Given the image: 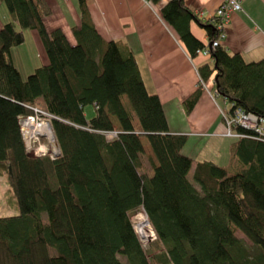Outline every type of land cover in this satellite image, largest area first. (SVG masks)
<instances>
[{"label": "trees", "instance_id": "obj_1", "mask_svg": "<svg viewBox=\"0 0 264 264\" xmlns=\"http://www.w3.org/2000/svg\"><path fill=\"white\" fill-rule=\"evenodd\" d=\"M77 1L82 24L73 28V46L61 29L47 31V0H2L11 21L0 29V181L14 213L0 207V264H124L121 257L129 264H264V137L236 128L245 137L234 147L242 164L234 175L184 155L188 137L170 133L133 54L104 41L87 1ZM162 15L193 59L205 46L192 22L210 40L219 36V21L203 22L184 0H171ZM25 30L38 31L49 58L27 76L13 59ZM211 57L213 66L199 68L201 81L215 75L229 113L264 118V58L247 63L224 45ZM201 91L183 103L187 114ZM40 108L57 118L55 158L26 151L20 119ZM110 133L118 136L109 140ZM140 210L158 252L137 238L131 216ZM151 251L157 254L149 258Z\"/></svg>", "mask_w": 264, "mask_h": 264}, {"label": "crops", "instance_id": "obj_2", "mask_svg": "<svg viewBox=\"0 0 264 264\" xmlns=\"http://www.w3.org/2000/svg\"><path fill=\"white\" fill-rule=\"evenodd\" d=\"M47 1L53 9L52 15L44 20L47 31L61 29L69 43L76 45L73 28L82 24L78 1ZM86 1L97 34L106 42H115L125 53H132L135 57L147 90L161 100L170 133L188 137L182 153L195 162L207 161L226 169L223 167L226 148L231 147L227 153L231 159H236L234 147L237 140L224 137L226 127L219 111H230L231 106L218 94L213 75L204 81L206 88L202 89L194 110L187 114L183 103L199 90V68L206 64L213 66L214 62L212 57L203 55L193 59L175 30L166 23L162 11L171 0L157 3L152 0ZM239 1L243 11L233 14L226 27L227 39L222 45L230 54H241L247 63L256 62L264 58V0ZM184 2L203 22H211L225 0ZM1 7L2 0L0 10ZM6 22L7 19L0 14V29ZM190 28L205 47L210 45L207 31L197 22H192ZM31 31L37 58L41 59V64L47 65L49 58L43 41L37 31ZM13 59L22 72V64L14 52ZM233 161L234 170L240 167L241 171L242 166L237 160ZM193 173L194 170L190 177Z\"/></svg>", "mask_w": 264, "mask_h": 264}, {"label": "built area", "instance_id": "obj_3", "mask_svg": "<svg viewBox=\"0 0 264 264\" xmlns=\"http://www.w3.org/2000/svg\"><path fill=\"white\" fill-rule=\"evenodd\" d=\"M241 11L242 7L237 0H225V2L217 11L216 16L212 19V21L215 19L219 21L217 30L219 36H217L215 39H212L210 45L206 46L202 51H200L199 55L211 58L213 49L221 46L227 39L226 27L228 24H230L233 14L239 13ZM200 86H203L204 89L206 88L203 81H200ZM35 113L36 114L34 116L20 119V127L24 142L28 149L31 150V153L35 152V154L32 153L33 157L39 158L51 155L53 158H55L57 155H59L57 152L60 153L58 148L54 146L53 148L57 152L52 153L49 150V142H43V144H41L43 141V131H40L41 127L45 126L46 124L52 126L50 119H48L49 115L48 113L39 109H36ZM222 118L226 127L224 137L236 138L237 140L245 137V135L236 132V128L238 126L255 131L260 136L264 137V118H261L254 113H247L240 108H236L232 113H229V111L227 113H223ZM28 125L31 126L29 127ZM111 134L114 133H110V135ZM110 135H108V139L111 138ZM115 135L116 136L112 137L111 139L118 136L117 134ZM34 146H36L37 149L33 148ZM151 241L154 242V240ZM143 245L146 246L145 243H143Z\"/></svg>", "mask_w": 264, "mask_h": 264}, {"label": "rangeland", "instance_id": "obj_4", "mask_svg": "<svg viewBox=\"0 0 264 264\" xmlns=\"http://www.w3.org/2000/svg\"><path fill=\"white\" fill-rule=\"evenodd\" d=\"M243 10V8H242ZM0 14L2 17H5L7 19V22H10L11 21V17H10V14H9V11L7 9V6L5 3H2V7H1V10H0ZM31 30H25L24 31V34H25V37H26V41L24 44H22L21 46L17 47V48H14L13 49V52L14 54L16 55L17 59L19 60V62L22 64V67H23V70H22V74L24 76H27V75H30L32 74L34 71H35V67H41V66H44V64H41V59L37 58V52L35 51L34 49V40L33 38L31 37ZM38 32V31H37ZM49 64V63H48ZM47 64V65H48ZM200 85V83H199ZM198 85V87H199ZM201 89H203V86L199 87ZM221 104H223V107H224V103L223 101L221 100L220 101ZM227 108V106H226ZM41 110H43V108H40ZM235 109H233L232 112H234ZM44 111V110H43ZM228 111L225 109V110H220L219 113H220V116L222 118V114L223 113H227ZM231 112V113H232ZM87 113H88V116L91 118L92 115L94 114V109L92 107H89L87 109ZM49 115V114H48ZM45 117V116H44ZM48 119H50V121L52 122L53 119H57L56 117H48ZM223 120V118H222ZM224 122V120H223ZM47 126V125H46ZM47 132L46 130L42 133L43 137H42V143L43 142H46V143H50L49 144V150L50 152H57L56 150H54V145H53V141H52V138H50L49 136L46 135ZM51 132H53V135L55 137V134H54V131H53V127H52V130ZM49 134V131L47 132ZM51 136V133L49 134ZM110 135V134H109ZM116 136L115 134H111L110 137H114ZM52 137V136H51ZM226 138H229V137H226ZM232 139H236V138H232ZM237 140V139H236ZM55 141H56V138H55ZM25 143V142H24ZM45 145V144H44ZM55 145L56 147L58 148V145H57V141L55 142ZM25 147H26V151L28 152V154L30 156L33 157V154H35V152H30L31 150L28 149L27 145L25 144ZM33 148L37 149L36 146H34ZM230 146H228L226 148V160L224 161L223 163V167L226 168V170L228 171V174L229 175H234V174H237L238 172H240V167H238V170H234L235 168V161L233 160H237L239 166H242V164L240 163V161H238V159H231L229 157V152L227 153V150H230ZM59 150V149H58ZM57 154H60L57 152ZM58 156V155H57ZM234 162V163H233ZM237 164V163H236ZM191 179H193V176L190 177ZM193 181V180H192ZM0 198L2 199L3 203H0V207L3 206L4 204V211L6 213L10 212V214L14 213V208L10 205V197H9V194L7 193V189L9 188L8 184L5 182V184H1V181H0ZM9 197V199H8ZM142 210L138 211L136 214H134L133 216H131V220L133 221L134 223V227L137 231V234H138V240L142 246L143 249L147 250V248H150V245L151 244H154L153 247H155V250L158 252V249H157V246H159L158 243H153L150 238L151 233L152 232V227L149 225L148 223V215ZM239 237L242 238V239H245V237H243L242 235L239 234ZM154 238V237H153ZM155 241V239H153ZM143 243L146 244V246L143 245ZM249 246L250 244L248 242H246ZM144 247H147V248H144ZM157 252L155 251H151V253H149V258H151V256L157 254ZM121 261L124 263V264H129L127 259L125 257H121ZM152 264H155L154 262Z\"/></svg>", "mask_w": 264, "mask_h": 264}, {"label": "bare ground", "instance_id": "obj_5", "mask_svg": "<svg viewBox=\"0 0 264 264\" xmlns=\"http://www.w3.org/2000/svg\"><path fill=\"white\" fill-rule=\"evenodd\" d=\"M39 110H41V109H39ZM41 111H42V110H41ZM46 125H47V126H46ZM46 125L43 126V127H41L40 131H43V132H44L45 130H46L47 132L49 131V134L51 133V136H52V137H51L47 132H45V133H46L47 136H49L50 138H52L53 145L56 146V145H55V142H56V141H55V137H54V135H53V132H51V130H52V126H50L49 124H46ZM28 126L30 127L31 125H28ZM29 127H28V128H29ZM109 140H111V138H109Z\"/></svg>", "mask_w": 264, "mask_h": 264}, {"label": "water", "instance_id": "obj_6", "mask_svg": "<svg viewBox=\"0 0 264 264\" xmlns=\"http://www.w3.org/2000/svg\"><path fill=\"white\" fill-rule=\"evenodd\" d=\"M10 173H12V169L10 168Z\"/></svg>", "mask_w": 264, "mask_h": 264}]
</instances>
